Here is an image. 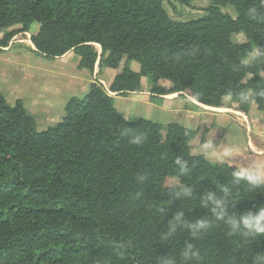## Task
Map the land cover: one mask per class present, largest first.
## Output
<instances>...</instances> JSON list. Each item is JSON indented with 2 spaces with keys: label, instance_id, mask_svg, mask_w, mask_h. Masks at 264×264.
<instances>
[{
  "label": "trees",
  "instance_id": "1",
  "mask_svg": "<svg viewBox=\"0 0 264 264\" xmlns=\"http://www.w3.org/2000/svg\"><path fill=\"white\" fill-rule=\"evenodd\" d=\"M192 1L167 0L175 15L202 14L177 20L164 0H0V32L38 22L40 54L73 50L90 71L98 58L138 61L114 92H139L149 76L152 100L177 92L221 107L231 96L264 112V0ZM239 33L251 41L235 43ZM195 136L178 122L127 120L97 82L46 130L0 91V264H264V181L194 154Z\"/></svg>",
  "mask_w": 264,
  "mask_h": 264
},
{
  "label": "rangeland",
  "instance_id": "2",
  "mask_svg": "<svg viewBox=\"0 0 264 264\" xmlns=\"http://www.w3.org/2000/svg\"><path fill=\"white\" fill-rule=\"evenodd\" d=\"M192 4L194 7L201 9L208 7L210 1L193 0ZM164 7L177 20H189L202 15L200 13L183 16L175 15L167 0H164ZM222 8L232 16H237V11L233 5L228 4ZM38 30L39 23L35 22L33 27L27 31L22 30V24H17L0 32L1 43V40L7 33L16 31L7 46L4 47L0 44V91L5 95L10 104L13 105L17 99H22L29 113L36 120L37 128L39 130H46L62 119L65 114V104L69 98L83 97L86 94L87 85L90 83V88L91 83L97 82L104 87L109 95H117L113 96L114 105L124 114V107L127 108V105L131 102L130 100H132L128 97L130 95L134 96V94H131L132 92L121 94L110 90L112 82L108 84L106 77L99 76V73L95 75L94 71L97 66L98 72H102L105 68L115 70V76L125 67L140 71L141 65L138 61L124 59L118 68H112L107 66L101 67L98 58L94 71L81 69L79 67L80 56L73 50L56 57L40 54L32 41V37L38 34ZM233 41L235 43H244L251 40L244 33H239L233 35ZM94 45L98 53L101 54V45L99 43H94ZM254 48L255 50L251 56L245 58L246 63H251L257 56L258 50L256 47ZM260 73L264 76V70H261ZM86 78L93 81H87ZM141 81L142 90L148 89L150 91V77L142 76ZM162 83L167 87L172 85L168 80H163ZM148 95L146 92L139 93L137 99L141 103H147L149 100ZM167 97L169 99L174 98L176 102H167L162 112L155 108L148 109L147 111L143 105H139L138 107L141 111L134 112L135 118L148 116L146 119L158 122L164 126L169 122L179 123L180 121L185 124V122L190 121V125L196 130V136L193 138V144H191L194 154H203L212 162L230 161L237 163L240 166L243 165L241 169L244 172L255 173L254 165L247 164L242 155L239 154V149L242 151L247 145L248 135L246 129L237 121L231 119L223 128L214 125L208 134L211 140L205 144L202 143L204 142L202 140L204 130L207 128V125H212L214 122L212 116H216L218 113H232L231 110H228L229 108H222L223 110L203 106L194 108L193 105H199L194 99L177 92L170 93ZM150 100L152 99L150 98ZM152 101L158 102V100ZM188 105L192 106L191 109L196 112L195 114L186 112L185 108L190 107ZM230 105L235 106L231 96L223 97L221 107ZM252 110H254L255 116H253L255 119L254 124L258 127L259 125L262 126L264 124V112L259 110L255 104H252L249 111ZM184 112L189 116L185 117L183 115ZM221 134L224 135L222 136ZM204 139L206 140V138ZM257 174L264 181L262 176L259 173ZM179 183V178L174 175L167 176L165 180L167 186H178Z\"/></svg>",
  "mask_w": 264,
  "mask_h": 264
},
{
  "label": "crops",
  "instance_id": "3",
  "mask_svg": "<svg viewBox=\"0 0 264 264\" xmlns=\"http://www.w3.org/2000/svg\"><path fill=\"white\" fill-rule=\"evenodd\" d=\"M69 52L70 51H68V53ZM97 73H99V76L106 77L108 84H110L112 82V79L114 78V76L116 74L115 70H113L111 68H105V69H103L102 72H98V66L96 67V69L94 71L95 75ZM86 80L87 81L90 80L91 82L93 81L92 79H89V78H86ZM89 84L86 87L85 93L88 92ZM142 92H146L149 94L148 95L149 100L147 101V103H141L137 99L138 94L142 93ZM131 94H134V96L130 95V97H128L129 99H132V100H130L131 102L127 105V108L124 107V111H125L124 114H122L121 110L119 109L120 113L129 121H135L141 117L148 118V116H146V117L140 116L138 118H135L136 115L134 114V112L135 111L136 112L141 111V109L138 107L139 105H143L145 107V109H147V111H148V109H154L155 108V109H158V111L162 112L164 110V108H165L164 106H166L167 102H171V103L176 102L174 98L169 99V97H167L168 94L161 96L160 97L161 100L158 101L157 103L153 102L152 100H150L151 93L148 89H146L144 91L141 90L139 92H132ZM112 96L115 97L117 95H112ZM195 102L198 103L199 105H193L194 108H196L197 106H203L206 108H213V109H217V110H223L222 108H224V109L229 108L228 110L232 111V113L231 112L226 113V114L225 113H218V115L212 116L214 122L212 123V125L211 124L207 125V128L204 130V132H203L204 136L202 137V140L204 142H202V143L205 144L206 142L211 140V137H209L208 134H209V132H211V129L214 127V125H217V126H220L223 128L224 126H226V124L231 119L237 121L239 124H241L246 129V132L248 135L247 145L245 146V148L242 151L239 149V154L242 155L244 161L247 162V164H253L255 167V173H259L262 176V178L264 179V124L262 126L259 125V127L254 124V121H255V119L253 118V116H254L253 111L254 110L249 111V112H245V111H242V110L235 108V106L233 107V105H230L227 107H214V106H208L205 104H201L197 101H195ZM188 106H190V105H188ZM191 107L192 106L185 108L186 112L195 114L196 112L192 111ZM183 115L185 117L189 116L185 112L183 113ZM256 116H258V115H256ZM215 121H217L218 123ZM179 123L193 128L190 125V121L185 122V124L180 122V121H179ZM221 135L223 136L224 134H221ZM204 138H206V140ZM191 144H193V140H192ZM191 151H192V148H191ZM229 163L237 166L241 171H243L241 169L243 165L240 166V164L233 163L230 161H229ZM245 173H247V172H245Z\"/></svg>",
  "mask_w": 264,
  "mask_h": 264
},
{
  "label": "bare ground",
  "instance_id": "4",
  "mask_svg": "<svg viewBox=\"0 0 264 264\" xmlns=\"http://www.w3.org/2000/svg\"><path fill=\"white\" fill-rule=\"evenodd\" d=\"M100 47V46H99Z\"/></svg>",
  "mask_w": 264,
  "mask_h": 264
}]
</instances>
